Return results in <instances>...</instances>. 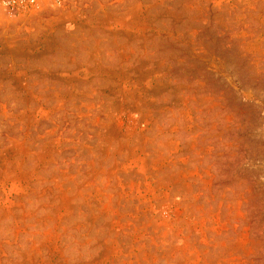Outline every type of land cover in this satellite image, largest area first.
I'll use <instances>...</instances> for the list:
<instances>
[{
  "label": "rangeland",
  "instance_id": "rangeland-1",
  "mask_svg": "<svg viewBox=\"0 0 264 264\" xmlns=\"http://www.w3.org/2000/svg\"><path fill=\"white\" fill-rule=\"evenodd\" d=\"M0 0V264H264V0Z\"/></svg>",
  "mask_w": 264,
  "mask_h": 264
},
{
  "label": "built area",
  "instance_id": "built-area-1",
  "mask_svg": "<svg viewBox=\"0 0 264 264\" xmlns=\"http://www.w3.org/2000/svg\"><path fill=\"white\" fill-rule=\"evenodd\" d=\"M10 3L13 4V5H15L17 2H16V0H13Z\"/></svg>",
  "mask_w": 264,
  "mask_h": 264
}]
</instances>
